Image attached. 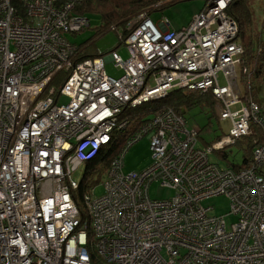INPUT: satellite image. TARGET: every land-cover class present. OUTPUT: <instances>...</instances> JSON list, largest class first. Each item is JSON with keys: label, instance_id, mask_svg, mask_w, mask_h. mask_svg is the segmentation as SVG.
I'll return each instance as SVG.
<instances>
[{"label": "built area", "instance_id": "obj_1", "mask_svg": "<svg viewBox=\"0 0 264 264\" xmlns=\"http://www.w3.org/2000/svg\"><path fill=\"white\" fill-rule=\"evenodd\" d=\"M85 1L0 0V264H264V106L238 94L233 0H203L180 29L150 19L177 1L162 0L124 21L126 59L114 50L77 60L67 35L89 27L76 13ZM105 56L120 78L106 75ZM176 89L211 93L228 132L197 149L198 131L165 107L132 129L126 111ZM253 126L262 142L247 167L209 162ZM116 131L130 136L96 183L103 193L94 184L83 194V221L72 174ZM144 137L150 165L125 173L126 151ZM155 182L175 195L151 198ZM216 196L226 215L202 205Z\"/></svg>", "mask_w": 264, "mask_h": 264}, {"label": "trees", "instance_id": "obj_2", "mask_svg": "<svg viewBox=\"0 0 264 264\" xmlns=\"http://www.w3.org/2000/svg\"><path fill=\"white\" fill-rule=\"evenodd\" d=\"M161 1L162 0L85 1L77 7L76 13L85 15L86 17L89 14L99 15L101 18V26L98 30L97 36H100L106 31L111 30L110 26L113 24L117 27L113 31L117 32L118 26L122 27L126 19L135 15L142 8L150 7ZM180 1L186 0H177L170 4L162 5L159 8L171 6ZM159 8L155 9V11ZM228 14L234 18L237 23L238 33L235 41L241 44L243 48V53L239 58L240 62L237 67L238 94L243 98L252 100L262 105L259 96L262 87L264 86V11L263 19L259 28L254 27L253 25V12L249 7L248 0H233L229 6ZM126 31L127 30H122V33H126ZM75 46L78 50L76 57L77 60L93 58L98 53V51L95 53L89 52L87 50V48H89L88 46ZM61 77L62 75H58V79H56L57 83L60 82ZM254 94L258 95V99L256 97L257 95L255 96ZM204 105H208L211 108H215L217 106V102L211 93L176 89L170 92L163 99L152 101L136 109L126 111L124 116L130 120L132 129H134L136 126L141 124L142 121L149 118L155 110L162 107L172 108L177 115H182L184 111ZM262 106H264V104ZM129 136L130 135L128 134H124V131H116V133L112 136L111 143L105 148L101 149L93 160L85 163L83 179L80 181L78 190L74 195V200L79 209L81 220L84 221L87 218L84 207L81 203L83 194L86 192L88 187L100 181L101 174L104 173L112 158L117 152H119ZM222 136L215 138L207 145V147L216 143ZM261 142L262 134L260 129L258 126H253L250 136L237 139L235 140L234 144L230 145L233 146L238 144V146H240L243 152L241 163H229V165L223 168L239 170L247 167L251 161L254 147L259 145ZM225 148L218 150V152H222ZM223 158L225 159L226 156L224 155Z\"/></svg>", "mask_w": 264, "mask_h": 264}, {"label": "rangeland", "instance_id": "obj_3", "mask_svg": "<svg viewBox=\"0 0 264 264\" xmlns=\"http://www.w3.org/2000/svg\"><path fill=\"white\" fill-rule=\"evenodd\" d=\"M249 7L253 12V25L259 28L263 19L264 0H248ZM204 5L203 0H186L180 1L171 6H165L154 11L150 15V19L154 24L159 20H166L172 29H180L186 26L191 18L198 13ZM89 27L79 34H69L68 39L78 47H86L91 53L117 51L122 59L127 58L126 50L120 45L118 35L122 33V27L118 26V31L108 30L104 34L98 35L101 26V18L97 14L87 15ZM119 44V46H118ZM104 70L106 75L118 79L122 76V70L114 67L113 63L104 57ZM238 71V68L237 70ZM222 80V78H221ZM238 81V76L236 78ZM255 95V94H254ZM257 95V94H256ZM255 95V96H256ZM260 96L264 99V86L260 92ZM258 99V95L256 96ZM60 102H66L65 97L60 98ZM188 129L198 131L197 149L207 148L215 138L220 137L228 132L230 127L228 121L219 120V107L211 108L208 105L197 106L191 110L184 111L181 115ZM242 150L238 144L226 147L222 152L212 151L208 155L209 162L221 168L229 165V163L240 164L242 161ZM226 156L224 159L223 156ZM151 154L149 150V141L146 137L138 140L131 145L123 158V171L139 172L150 165ZM264 171V167H263ZM84 166H80L73 174L72 178L76 182L83 179ZM105 174H101L99 183L104 182ZM103 193V187L96 184L94 196H100ZM149 195L153 199H169L175 195V191L170 188L161 187L159 183H152L149 187ZM205 207H211L210 215H226L229 212V202L224 196L212 197L202 203Z\"/></svg>", "mask_w": 264, "mask_h": 264}, {"label": "crops", "instance_id": "obj_4", "mask_svg": "<svg viewBox=\"0 0 264 264\" xmlns=\"http://www.w3.org/2000/svg\"><path fill=\"white\" fill-rule=\"evenodd\" d=\"M259 99H260V102H262V105H263L264 104V99L261 96H259Z\"/></svg>", "mask_w": 264, "mask_h": 264}]
</instances>
